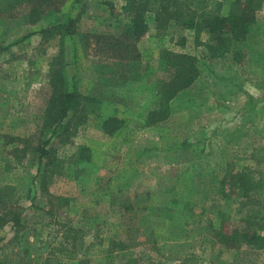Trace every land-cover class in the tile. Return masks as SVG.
<instances>
[{
  "label": "rangeland",
  "instance_id": "374dc122",
  "mask_svg": "<svg viewBox=\"0 0 264 264\" xmlns=\"http://www.w3.org/2000/svg\"><path fill=\"white\" fill-rule=\"evenodd\" d=\"M122 5L66 0L60 14L36 25L23 17L27 12L0 25V210L22 218L19 225L0 226V261L45 264L49 255L59 257V231L71 224L84 234L77 256L84 264H264V251L228 249L216 238L218 231L247 228L264 235V190L247 198L227 190L225 198L220 185L227 170L264 166V2L255 32L236 46L238 58H209L201 44L209 41L207 33L199 44L195 32L174 24L158 29L149 15L148 33L138 44L142 83L117 91L104 103L102 119L90 118L77 131L75 120L66 123L52 142L64 160L63 174L41 189L34 151L59 37L46 40L40 31L77 19L83 36L66 40V61L69 79L86 95L101 86L95 71L102 63L89 36L121 35ZM230 7L226 3L225 15ZM164 50L195 56L200 75L174 102L171 117L149 127L143 107L161 77ZM111 115L125 126L108 135L102 122ZM81 146L90 148L91 162L76 166ZM63 197L70 199L67 206L58 200ZM113 242L125 249L109 253Z\"/></svg>",
  "mask_w": 264,
  "mask_h": 264
},
{
  "label": "trees",
  "instance_id": "16d2710c",
  "mask_svg": "<svg viewBox=\"0 0 264 264\" xmlns=\"http://www.w3.org/2000/svg\"><path fill=\"white\" fill-rule=\"evenodd\" d=\"M66 0H0V25L8 20L23 15L27 22L36 25L41 20L60 14ZM231 2L230 11L223 13L226 3ZM264 0H123L121 15L125 23L121 35L93 34L92 52L102 65L98 67L97 74H101V86L86 95L80 93L75 83L72 84L68 74L66 61V40H73L83 36L78 31L77 19L67 17L64 23L54 24L40 31L48 40L59 37V52L53 58L49 78L50 97L43 112L40 137L35 153L39 159L40 187L48 190L52 179L62 176L64 160L53 148L52 142L60 138L66 131V123L75 120L74 129L85 124L87 120L102 119L103 105L113 102L117 91L128 86L142 83L141 53L138 44L148 33V16L153 15L158 29H165L174 24L183 30L193 31L196 41L200 44L202 34L210 37L203 44L209 53V58H222L236 53V46L244 43L255 32L256 13L262 7ZM4 49H0V52ZM105 64H104V63ZM110 63V66L106 64ZM157 72L161 77L153 85L150 105L143 107L146 126H155L167 121L174 112V102L183 92L190 89L200 75L198 60L195 56L164 50L161 53ZM115 90V91H114ZM153 98L155 99L153 101ZM134 102L126 106H133ZM149 106V107H148ZM125 126V120L118 116H108L103 119L102 129L108 135H113ZM63 129V131H60ZM74 165L89 164L91 150L81 146ZM75 167V166H74ZM220 185L225 198L227 190L240 198L249 197L252 192L264 190V166L257 163L254 168L243 166L226 171ZM64 206L70 199L59 198ZM14 208V206H10ZM256 209V206L253 207ZM21 214L11 212L4 214L0 210V226L11 222L14 226L21 223ZM3 224V225H2ZM62 243L54 249L59 257L46 258L45 264H84L86 259H79V251L84 238L82 229L71 224L62 225L60 231ZM216 238L228 249L248 246L255 250L264 251V235L258 231L247 228L237 234H224L217 232ZM125 244L111 243V250L121 251ZM74 255V256H73ZM67 260V261H66ZM76 261V262H75ZM0 264H4L0 261Z\"/></svg>",
  "mask_w": 264,
  "mask_h": 264
}]
</instances>
